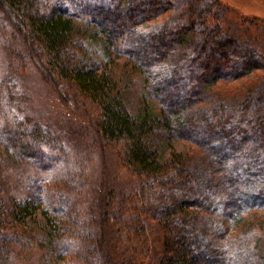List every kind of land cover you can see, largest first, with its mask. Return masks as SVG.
<instances>
[{"label":"trees","instance_id":"1","mask_svg":"<svg viewBox=\"0 0 264 264\" xmlns=\"http://www.w3.org/2000/svg\"><path fill=\"white\" fill-rule=\"evenodd\" d=\"M89 1L0 0V8L32 46L17 56L97 105V136L118 145L137 185L87 205L73 186L90 176L91 160L27 113L13 74L0 76V264L34 255L33 264H264V223L251 221L264 208V75L243 90L216 87L264 72V48L217 21L218 0ZM120 49L131 59L124 75L91 57ZM178 138L194 152L163 158ZM49 155L65 170L47 182ZM232 220L247 227L231 231Z\"/></svg>","mask_w":264,"mask_h":264},{"label":"rangeland","instance_id":"2","mask_svg":"<svg viewBox=\"0 0 264 264\" xmlns=\"http://www.w3.org/2000/svg\"><path fill=\"white\" fill-rule=\"evenodd\" d=\"M218 1L221 8L216 5L215 10L217 9L216 12L220 11L221 19H213L220 21L225 28L233 27L243 31L245 37L249 36L256 45L264 48V0ZM108 2L110 0H92L88 4L94 6L95 3L107 4ZM111 29L118 30V27L113 25ZM31 47L21 33L11 24L6 13L0 8V76L13 74L14 81H10L9 85L16 84L17 86L12 90L17 92L16 95L22 93L23 97L28 100L27 113L51 124L53 130L55 129V134L60 136L67 147V151L69 149L74 153H78L77 157L81 160H91V164H89L91 169L90 176L83 178L82 184L75 181L73 187L78 188L87 205L98 202L100 199H104L103 202L107 203L109 201L108 196L112 194L110 190H114V188L119 195H128L137 185V180L120 160L118 145L100 140L97 136V124L100 119V111L97 105L90 101L86 95L79 92L73 82L60 81L52 76L47 78L41 73V69L34 66L33 62L29 60L25 62L24 60V63L17 56L18 52L28 55ZM12 52L15 53L13 54ZM107 54H110V57L106 58ZM106 55L101 56V52L96 50V55L93 53L91 57L96 64L103 65L107 70L113 69L117 74L124 75L128 71L125 63L131 61V59L128 58L125 50L120 49L106 53ZM263 75V71L256 70L249 75L231 81L230 84L225 83L227 80H221L216 87L219 86L225 91H229L232 87L243 90L249 83H258L263 78ZM8 91L3 88V94H11V91ZM195 149V146L190 141L178 138L172 144H167L163 147V158H169L171 156L170 153L174 150L193 153ZM40 158V154L37 153L35 159L40 160ZM50 159L53 160V167L50 168L52 171L44 173L47 182L57 178L54 175L55 172L59 174L60 169L65 170L63 165L60 164L58 155H51ZM26 168L29 171H37L38 169L35 168V163L33 164V162L28 163ZM32 176H35V173ZM36 179L38 183H42L41 179ZM35 183L33 182V184ZM63 186L72 187L66 182L63 183ZM118 194L116 196L120 205L121 199ZM96 211L97 208L95 207L91 215L95 216ZM251 213V221H256L258 224L264 223V208H253ZM245 225L240 220L229 222L231 231H243L247 227ZM160 237V231L156 228L151 234V241L157 248L161 244ZM146 244L147 238L144 236L137 243V250L140 251ZM35 262L36 256L34 255V259L32 258L25 264H33Z\"/></svg>","mask_w":264,"mask_h":264}]
</instances>
